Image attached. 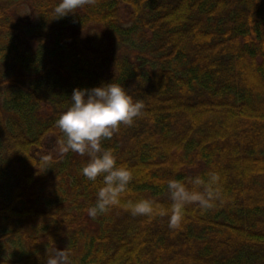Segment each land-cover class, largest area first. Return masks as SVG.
<instances>
[{
	"label": "trees",
	"instance_id": "1",
	"mask_svg": "<svg viewBox=\"0 0 264 264\" xmlns=\"http://www.w3.org/2000/svg\"><path fill=\"white\" fill-rule=\"evenodd\" d=\"M0 0V264H264V0ZM122 85L141 113L102 146L133 179L92 217L101 178L62 152L74 88ZM219 176L169 226V180ZM203 190V189H201ZM147 199L165 214L133 216Z\"/></svg>",
	"mask_w": 264,
	"mask_h": 264
},
{
	"label": "clouds",
	"instance_id": "2",
	"mask_svg": "<svg viewBox=\"0 0 264 264\" xmlns=\"http://www.w3.org/2000/svg\"><path fill=\"white\" fill-rule=\"evenodd\" d=\"M93 0H59L53 9V19L66 17L74 10ZM71 104L56 121L62 133L61 150L87 154L88 162L82 167V174L91 181L101 178V186L96 194V202L89 207L88 214L96 217L113 206L122 203L125 193L133 179L132 170L117 163L112 149L102 146L104 139L113 136L121 123L131 125L133 119L141 113L143 105L127 93L119 83H102L91 88H74L70 96ZM219 176L209 173L208 178L197 176L191 180L192 187L177 180H169L167 188L171 198L169 226L178 228L182 222L183 211L189 204H199L210 208L218 193L214 190ZM203 189V190H201ZM125 208L136 215L165 214L154 201L141 199L127 201ZM47 264H71L69 255L64 250L56 249L49 255Z\"/></svg>",
	"mask_w": 264,
	"mask_h": 264
}]
</instances>
